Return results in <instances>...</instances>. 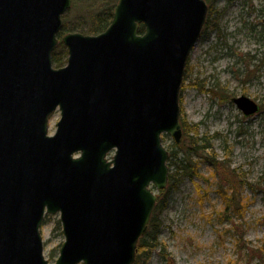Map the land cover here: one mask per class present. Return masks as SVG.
Instances as JSON below:
<instances>
[{"label": "water", "instance_id": "95a60500", "mask_svg": "<svg viewBox=\"0 0 264 264\" xmlns=\"http://www.w3.org/2000/svg\"><path fill=\"white\" fill-rule=\"evenodd\" d=\"M72 4L0 0V264H49L41 227L57 213L55 264H134L152 186L169 183L163 135L182 139L180 93L206 0H119L105 31L63 37L68 62L55 68ZM233 102L247 117L260 110L246 95Z\"/></svg>", "mask_w": 264, "mask_h": 264}, {"label": "rangeland", "instance_id": "374dc122", "mask_svg": "<svg viewBox=\"0 0 264 264\" xmlns=\"http://www.w3.org/2000/svg\"><path fill=\"white\" fill-rule=\"evenodd\" d=\"M208 17L216 27L205 30L190 55L181 119L187 124L183 130L195 124L191 135L225 169L215 172L202 161L200 177H180L161 215L162 246L141 264H264V0H219ZM242 95L257 101L260 111L246 117L232 101ZM60 118L59 110L51 115L50 134ZM183 140L185 147L189 136ZM172 144L164 136L168 150ZM233 185L239 211L224 214L225 194H233ZM58 221L60 214H49L42 225L49 264H55L65 240Z\"/></svg>", "mask_w": 264, "mask_h": 264}, {"label": "trees", "instance_id": "16d2710c", "mask_svg": "<svg viewBox=\"0 0 264 264\" xmlns=\"http://www.w3.org/2000/svg\"><path fill=\"white\" fill-rule=\"evenodd\" d=\"M206 1L213 8L215 3H217L219 0ZM117 2L118 0H73V7L63 16L64 25L58 35L60 43L53 53V64L55 67L59 68L67 63L68 50L61 41L63 35L69 32H80L91 35H96L103 32L107 29L112 21ZM208 24L207 28L213 29L216 27L215 21L212 25L211 23ZM140 31H145L144 25L140 26ZM219 37L222 38L221 35H219ZM181 121L183 126L187 127L185 120L181 119ZM192 126L194 128L193 130L185 128L183 130L184 135L189 136L188 145L184 147V138L180 144H172L173 148L169 150V167L171 169L170 181L168 187L162 191V196L159 197L156 208L151 217L147 233L140 239L138 246L139 250L135 264H141L140 261L143 256H145L147 259L152 251L162 246L159 241L162 228L161 215L167 207L169 194L172 189H174V187L179 184L180 177H200V167H198V164H200L202 161H205L212 168H214L215 172H223L222 170L225 169L224 162L217 161L215 157L204 153L207 151L208 147L205 145H200L195 136L191 135L193 132H197V130L195 131V124H192ZM165 137L167 138L168 136L165 135ZM231 188L233 194H225L226 207L224 214L229 213L228 210L230 208L239 211V208L236 205L234 193L235 185H233ZM56 229H61L60 221H58ZM55 250L56 249H54L52 256H56ZM161 250V253H166L165 248H162ZM146 259L142 260V262H145Z\"/></svg>", "mask_w": 264, "mask_h": 264}, {"label": "flooded vegetation", "instance_id": "af4514ba", "mask_svg": "<svg viewBox=\"0 0 264 264\" xmlns=\"http://www.w3.org/2000/svg\"><path fill=\"white\" fill-rule=\"evenodd\" d=\"M209 8H210V10H209V15H211V13L213 12V8H214V7L212 8V7L209 5ZM207 23H209V17H208V22H207ZM208 25H209V24H208ZM208 25H207V27H208ZM262 25H263V28H264V23H263V22H262ZM209 26H210V25H209ZM207 27H206V29H205L206 32H208V30L210 29V28H207ZM204 34H205V32L203 33V35H204ZM203 35H202V36H203ZM259 38H261V37H259Z\"/></svg>", "mask_w": 264, "mask_h": 264}]
</instances>
